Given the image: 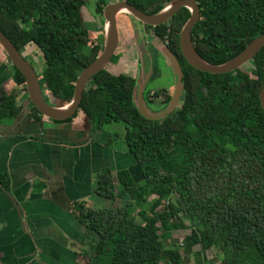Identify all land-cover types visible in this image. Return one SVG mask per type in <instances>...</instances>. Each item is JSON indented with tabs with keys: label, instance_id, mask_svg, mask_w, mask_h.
Listing matches in <instances>:
<instances>
[{
	"label": "trees",
	"instance_id": "trees-1",
	"mask_svg": "<svg viewBox=\"0 0 264 264\" xmlns=\"http://www.w3.org/2000/svg\"><path fill=\"white\" fill-rule=\"evenodd\" d=\"M125 1L155 14L171 0ZM194 1L200 18L191 39L209 63L230 60L264 34V0ZM105 5L101 1L96 7L100 17ZM81 6L83 0H0V31L20 51L29 44L39 49L42 92L56 106L69 102L77 75L102 50L99 43H89ZM126 17L119 23L116 19V26L129 40L133 18ZM188 17L189 11L181 8L166 23L145 26L180 63L181 110L157 121L143 118L133 100L134 78L107 68L86 84L77 111L95 128L120 124L135 169H104L98 175L94 194L108 202L105 207L74 203L75 216L90 235L84 262L74 264H181L187 256L198 263L216 244L224 252L219 264H264V111L258 98L264 47L248 62L249 71H197L178 44ZM117 57L115 53L110 62ZM10 67L13 82L26 92L22 75ZM15 96L0 95V122L20 113ZM0 181L6 184L3 176ZM185 221L189 234L181 245L171 241L165 246L171 231L186 229Z\"/></svg>",
	"mask_w": 264,
	"mask_h": 264
},
{
	"label": "crops",
	"instance_id": "crops-1",
	"mask_svg": "<svg viewBox=\"0 0 264 264\" xmlns=\"http://www.w3.org/2000/svg\"><path fill=\"white\" fill-rule=\"evenodd\" d=\"M132 38L133 30L127 52L118 51V61L106 66L111 73L136 74L139 52ZM22 89L0 48V95L17 94L21 107L17 116L0 122V177L6 179L5 185L0 181V264L83 263L90 235L73 205L105 207L108 202L94 194L98 175L135 169L124 130L95 128L81 111L66 122L34 115Z\"/></svg>",
	"mask_w": 264,
	"mask_h": 264
},
{
	"label": "water",
	"instance_id": "water-1",
	"mask_svg": "<svg viewBox=\"0 0 264 264\" xmlns=\"http://www.w3.org/2000/svg\"><path fill=\"white\" fill-rule=\"evenodd\" d=\"M181 8H185L189 11V17L178 33L179 49L186 63L197 71L214 75L235 72L251 61L256 53L264 47V34H262L251 40L230 60L221 64H212L205 61L196 52L191 39L192 28L200 18L198 6L194 0H171L162 10L155 14L142 12L125 0H116L113 3L106 4L102 10V20L104 22L102 50L93 61L79 72L74 82L71 99L63 106L50 105L46 102L40 85V78L36 74L34 68L23 58L20 50H18L1 31L0 48L3 50L9 63L22 75L29 103L40 115L53 121H64L72 117L78 110L87 82L96 73L105 69L110 63L118 44L116 16L122 12V10H124L128 16L139 22L144 28L145 26L154 27L166 23ZM162 43L163 47L157 50L166 60L174 78L173 93L170 100L162 111L157 113L148 111L143 99L147 78L141 82L143 80L141 77V69L138 71L139 77L136 83L138 86L135 90L134 102L137 112L143 118L152 121H157L168 116L176 107L183 91V73L180 63L174 53L164 42ZM258 98L260 107L264 111V84L258 93Z\"/></svg>",
	"mask_w": 264,
	"mask_h": 264
},
{
	"label": "rangeland",
	"instance_id": "rangeland-1",
	"mask_svg": "<svg viewBox=\"0 0 264 264\" xmlns=\"http://www.w3.org/2000/svg\"><path fill=\"white\" fill-rule=\"evenodd\" d=\"M101 1L105 4H109L115 2L116 0H83V6H81L79 10H80V19L82 24L87 28V31H90L88 38L89 43H93V44L99 43L102 46L103 44L102 29L104 26V22L103 20H101L102 14L100 17V14L96 10L97 5H99ZM126 16H128L126 13H119L116 16L117 22L128 20ZM130 20L133 30L132 39L134 40L136 38L135 43H137V46H139L138 47L139 60H140L139 69H141L142 79L145 76L146 72H149V68L147 71V66L149 65V63L150 65L152 63L154 70L156 71L155 76L149 80V82L145 87L144 96L148 97L149 93L153 94V92L156 91L169 90L171 87L174 86V78L172 71L167 65V62L164 59V57L160 53L156 55L157 54L156 51L158 52L157 49L162 48L163 43L154 36H152V39L150 38L151 36L146 37L142 33L143 30L141 24H139V22H137L136 20L133 19ZM117 32H118V44H117L118 48H116L115 53L122 50H124V52L125 51L127 52V49H129V47L131 46V42L129 40L127 41L124 39V37L126 36V32L121 27L120 24L118 25ZM142 45L144 48L142 47ZM146 47H148L149 52L151 51L152 53L150 52L149 54ZM20 53L22 54L23 58L30 63V65L34 68L36 74L39 75L40 78L41 77L40 73L43 66V59L39 49H37L33 44H29L25 48H23L20 51ZM242 69L245 71H249L251 69V64L249 63L245 64L244 66H242ZM132 73L135 74L136 71ZM45 99L48 104L55 105L54 104L55 100H52V98L49 97L48 95L45 96ZM109 125L111 127H114L115 125L118 128L120 127V124H115V123ZM116 141L118 143V147H120V140L116 138ZM104 201L107 202L106 200ZM134 217L137 223H142V220L137 215V213H134ZM184 224L186 229L173 230L170 232L171 237L170 239L165 240V246L167 245V243H170L171 241L175 242L177 245L178 244L181 245V241L183 240V237L186 234H189L188 223L185 221ZM220 248L221 245L216 244L214 245V247L205 251L202 256L198 257V263L196 261L197 258L195 256H187L186 258L183 259L181 264H219L220 257L224 255V252ZM194 250L197 251L199 250V248L194 247Z\"/></svg>",
	"mask_w": 264,
	"mask_h": 264
},
{
	"label": "flooded vegetation",
	"instance_id": "flooded-vegetation-1",
	"mask_svg": "<svg viewBox=\"0 0 264 264\" xmlns=\"http://www.w3.org/2000/svg\"><path fill=\"white\" fill-rule=\"evenodd\" d=\"M142 33L146 36V37H150L151 39H152V36H154V34L152 33V32H148V31H146L145 30V27L143 28L142 27ZM155 37V36H154ZM138 47L139 46H137V43H136V45H135V50H138ZM142 47H143V45H142ZM144 48V47H143ZM146 49H147V51L149 52V49H148V47H146ZM156 51V50H155ZM151 52V51H150ZM150 52H149V54H150ZM152 53V52H151ZM156 55H158V52L156 51ZM115 54V53H114ZM113 54V55H114ZM152 56V55H151ZM118 58H119V56L117 57V59H116V61L115 62H113V63H109V65L111 64V65H114L117 61H118ZM136 74L134 75V77H132V78H134V81H135V87H134V89H133V100H135V90H136V88H137V80H138V71H139V60H138V58L136 57ZM154 61H155V58H154ZM111 65L110 66H108V68L109 67H111ZM149 66V67H148ZM147 66V71H148V68H149V72H146V74H145V76L143 77V80L141 81V82H143L146 78H147V80H146V85H147V83L149 82V80L150 79H152L154 76H155V73H156V71L154 70V67H153V65H152V63H151V65H150V63H149V65ZM39 76V75H38ZM146 85H145V87H146ZM172 90H173V87H171L169 90H162V92L161 93H159L157 96H155L154 95V92H153V94H151V93H149L148 94V97H145L144 96V92H143V99H144V103H145V106H146V108L148 109V111H150V112H152V113H157V112H159V111H162L163 109H164V107L167 105V103H166V101H165V98H166V96H170V98H171V93H172ZM183 90H184V85H183ZM144 91H145V88H144ZM46 94V93H45ZM182 94H183V91H182ZM182 94H181V96H180V98H179V100H178V103H177V105H176V107L174 108V110L169 114V115H171V114H173L174 112H176L177 110H181L182 109V106H181V104H182V99H183V97H182ZM46 96V95H45ZM45 96H44V98H45ZM155 99V100H154ZM53 100V99H52ZM170 100V99H169ZM168 100V101H169ZM31 105V104H30ZM78 111H76V113H77ZM82 112V111H81ZM76 113L72 116V117H74L75 115H76ZM83 113V112H82ZM84 114V113H83ZM85 115V114H84ZM168 115V116H169ZM86 116V115H85ZM72 117H70V119L72 118ZM87 117V116H86ZM167 117V116H166ZM88 118V117H87ZM69 119V118H68ZM164 119V118H163ZM88 120H89V118H88ZM89 123H90V121H89ZM114 124V123H113ZM90 125H91V123H90ZM121 126V125H120ZM105 127V126H104ZM100 198V197H99ZM102 199V198H101ZM104 200V199H103Z\"/></svg>",
	"mask_w": 264,
	"mask_h": 264
},
{
	"label": "bare ground",
	"instance_id": "bare-ground-1",
	"mask_svg": "<svg viewBox=\"0 0 264 264\" xmlns=\"http://www.w3.org/2000/svg\"><path fill=\"white\" fill-rule=\"evenodd\" d=\"M120 13H125V11H124V10H122V12H120Z\"/></svg>",
	"mask_w": 264,
	"mask_h": 264
}]
</instances>
